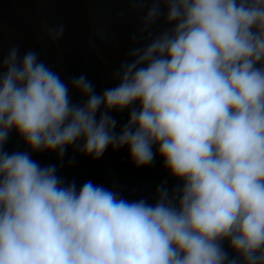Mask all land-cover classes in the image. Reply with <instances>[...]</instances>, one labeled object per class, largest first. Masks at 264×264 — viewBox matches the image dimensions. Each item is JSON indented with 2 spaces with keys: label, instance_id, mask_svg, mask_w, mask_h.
<instances>
[{
  "label": "clouds",
  "instance_id": "1",
  "mask_svg": "<svg viewBox=\"0 0 264 264\" xmlns=\"http://www.w3.org/2000/svg\"><path fill=\"white\" fill-rule=\"evenodd\" d=\"M132 2L146 43L133 35L100 94L72 78L81 103L35 51L0 61V264H264V0ZM113 110L129 111L118 133ZM13 131L58 159L70 147L93 160L127 147L136 168L159 156L176 183L153 202L77 190L5 151Z\"/></svg>",
  "mask_w": 264,
  "mask_h": 264
},
{
  "label": "trees",
  "instance_id": "2",
  "mask_svg": "<svg viewBox=\"0 0 264 264\" xmlns=\"http://www.w3.org/2000/svg\"><path fill=\"white\" fill-rule=\"evenodd\" d=\"M122 0H0V61L15 46L23 56L35 51L40 60L59 74L69 84L73 103H81L80 95L71 89L72 78L85 75L94 85L97 94L117 81L113 71L125 60L138 43L128 35V28L120 22L118 6ZM123 2V1H122ZM64 26V34L58 41L48 35V30ZM140 27V26H139ZM140 43H146L141 38ZM118 133L129 118V111L113 110ZM5 151L28 152L42 168L54 165L57 176L65 185L75 182L77 190L85 182L113 189L129 201L147 198L153 202L155 186L168 179L169 186L176 182L162 168L157 156L155 164L136 168L129 159L127 147L118 151L111 148L98 160L86 157L68 148L62 159L55 152L32 153L11 132ZM155 151V149H154Z\"/></svg>",
  "mask_w": 264,
  "mask_h": 264
},
{
  "label": "crops",
  "instance_id": "3",
  "mask_svg": "<svg viewBox=\"0 0 264 264\" xmlns=\"http://www.w3.org/2000/svg\"><path fill=\"white\" fill-rule=\"evenodd\" d=\"M122 1L118 6L119 13L117 14L120 18V22L126 26H130V28H128V35L130 38L135 34L139 39L140 20L144 14V10L134 7L132 0Z\"/></svg>",
  "mask_w": 264,
  "mask_h": 264
}]
</instances>
